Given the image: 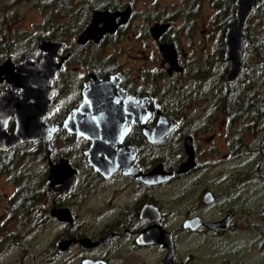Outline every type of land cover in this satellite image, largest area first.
I'll use <instances>...</instances> for the list:
<instances>
[{
  "label": "flooded vegetation",
  "instance_id": "obj_1",
  "mask_svg": "<svg viewBox=\"0 0 264 264\" xmlns=\"http://www.w3.org/2000/svg\"><path fill=\"white\" fill-rule=\"evenodd\" d=\"M195 2L196 0H187L188 11L186 13L183 12L184 14L182 16L194 18ZM128 7L131 9V16L126 23H122L119 26L116 32H105L99 40L95 37H91L85 41H81L79 40V35L84 31L87 27L86 26L83 30H80L75 35L67 37L62 41L64 46L56 56V60L61 62L62 66L59 69L57 77L53 81V86L55 88L53 99L60 100V103L52 116L48 118L49 120L51 119L57 123H61V127L56 131L52 140L54 149L50 155L47 153V156L49 167L51 165L50 159L57 161L62 157L69 158L73 166L77 169V176L75 184L66 193L56 192L53 189L51 190L49 185H47L48 194L39 201L40 204L45 206L44 211L47 212L44 213L41 218L39 215L35 217L39 218V220L41 219L42 222H46L48 221L47 216H50L49 219L56 221L59 225H64L59 231L57 240L59 238H76L77 240L70 244L64 251L59 250L56 244L57 240H55V246L58 252L54 251L53 256L43 260L38 257L34 258V247L33 245L32 247L29 246V242L31 241L30 238L33 237L34 232L24 230L18 231L16 233L17 236L15 234L12 235L19 237L17 243L20 244L23 241L21 240V237L24 236L23 238H25L26 241L22 243L23 249L27 251V254H30L33 257L31 262L28 261V263H26L24 260L23 264H34L35 262H37V264H47L48 261L51 264H165V258L168 254L169 247L162 241H148L146 236L145 238L141 235L153 223V220L149 215L143 211L145 204L150 202H154L158 205L161 211L163 226L173 232V242L175 244L173 260L175 261V264H194L192 253L188 256H185L182 253L184 243L183 235L185 233L196 235L201 231L211 233V235H206L204 242V244L208 243L211 245L209 251L203 252L208 255L205 257L207 260L205 261V264H231V259L234 261V264H247L249 256H243V254H249L255 249H260L263 244L261 238L264 237V229L260 227V224L254 223L250 220L251 217L256 219L262 218L260 210L262 208L260 207L262 206L263 201L256 197H244L246 196L244 193L242 194L243 197L234 196L230 198H221L216 196V199L206 203L203 200V194L208 190L207 189L202 193L200 198L197 196L193 197L191 200L189 199L190 207L186 212L182 208L174 209V214L182 216V223L170 227L172 221L170 220L171 218L168 217V214L170 213L165 211L167 210L166 206L171 204V202L179 204L181 201L178 193H176V197L168 199L167 187H170L169 184L176 180H180L185 175H193L195 169L199 166L197 160L198 147L196 146L198 138L196 135H193L197 166L185 172H178L180 163L188 156L185 146V138L188 134H185L184 136L182 135L183 137L181 134L185 131V124H199L201 123V120L185 122L174 117L177 121L176 127L162 139L151 141L145 133L144 126L153 127L157 125L160 119V112L149 109L144 103H141L138 106L135 105L138 108L133 105L131 106V104L129 107L125 108V105L128 104V102H126L124 98L120 99L119 103L123 106V114L121 113L122 118L119 123L121 125L120 130L126 131L122 144L123 146H135V159L142 171L147 172L159 163H163L165 169L176 172V174L169 180H164L155 184L146 183L144 180L138 179L134 174L125 172L121 168L113 170L109 174L95 170L89 163L88 155L86 153V149L91 145L92 139L86 136L78 137L76 132L70 131L62 125L63 121L83 102L87 89L91 88L98 79L109 80L113 73H118L120 75L118 80L119 85L126 91V93L139 97H151L158 100L162 111L173 117L167 109L171 107L175 101L174 93L169 92L171 89L168 88L167 85L161 87L160 79L163 77L165 82H172V84H176L177 80H182V74H184L185 70L189 67L190 51L186 49L185 44L184 46L182 45L181 39L178 38L180 32L177 35L174 33V25L171 22V19L166 17L162 18L160 15L155 14L157 18L153 25H150L149 27L138 25L140 30H147L146 34L145 31L143 32L141 38L146 40L145 43L148 49L137 48L138 43L136 41L131 44L130 48L132 51L133 47L141 52L148 51L149 57H152L153 53L150 52L149 48L151 42L148 39L152 36L156 41L158 50L162 54L161 58L156 55V59L160 58L161 65L157 68H152L150 64H146L142 66L137 73H134L131 68L127 67L125 62L118 61L120 44H124L126 37L131 36L128 27L129 25L131 26L134 18L138 15V12L144 14L141 16L143 23H148V19L151 18V15L153 16V13H155L158 8L154 7L151 12L146 10L140 12L135 4H127L126 6L122 5L116 10L123 11ZM155 8L157 9L154 10ZM104 10L115 11L111 9ZM121 19L122 17H119L117 21H120ZM167 23H169V26L165 28L162 35H160L159 38L155 37L152 31L153 26L155 24ZM189 24H191V22H189ZM167 43H170L171 45L170 47L168 46V48L170 50L173 49L176 52L174 63H171L162 51V45ZM109 47L112 51H108ZM39 50L40 52L36 57L31 56L34 60L40 59L45 54L40 47ZM25 58L26 57L18 59L13 56V66H16ZM180 66L183 67V70H179ZM199 66L200 64H197L196 66H192V68H199ZM0 85L4 87V90L9 88L6 79H3ZM155 88L156 90L154 91ZM181 92L183 91L181 90ZM185 95L184 99H188L189 97L186 91ZM199 97L201 98L200 94L198 95V98ZM167 101H169V104L166 103ZM188 102V100L184 101L182 105L185 104L186 107ZM201 104L202 102L200 101L199 105ZM209 117L210 116L206 118V116H204V118H202V125L215 122L214 119H212L211 122V118L209 119ZM12 121L15 123L14 118L10 123ZM226 121H229L228 116L224 117L223 122L226 123ZM10 123L8 129L13 130L14 128H10ZM128 126L130 128H127ZM61 131L63 136L61 135L62 138L59 139L60 141H64V151L67 150V153L64 155L63 152L61 156L57 157L55 154V139L60 135L59 133ZM212 135L208 138H212ZM35 141L41 142V140ZM117 148H120V146L118 145ZM14 186L15 190H17L18 185ZM234 186L236 185H233L232 187ZM76 187L80 188V192L75 191ZM152 188H156L159 192H161V188H164V192L159 193L158 198L155 199L156 197L153 196L154 193H151ZM89 190L98 199H101L102 197L109 198L108 201L111 204L108 209H102V213L100 214L97 213V211L94 212V215L100 220L95 226H87L84 223H78L72 208L74 201H81L82 199H78L83 198ZM241 193L242 192L239 191L238 194ZM72 197H75L76 199L71 201ZM218 202L221 208L219 207L218 210H215L214 205L218 204ZM60 207L70 208L73 219L70 221L61 220L55 215L53 210ZM107 210L112 212L111 216H107L109 215L106 213ZM189 212L191 213L186 214ZM227 215L229 217L227 224L224 227L210 228L205 222H202L195 228L185 227L184 225L186 219L189 217L200 216L203 221H207L219 220ZM104 216L107 217L104 218ZM10 217H12L15 222L20 221V228L23 229L24 224L22 223H24V219L21 216ZM247 230L255 233L259 240L257 238L242 237L235 239L230 237L231 233L238 235L240 232H245ZM13 236H11L12 241L13 239H16V237ZM84 237H89L91 241L87 240L85 243H82V238ZM0 239L1 254L2 238ZM98 239L102 240L97 244H92L93 241ZM212 241L213 244H211ZM252 243L254 244V247L250 246ZM262 250L263 248L261 251ZM135 256L141 258V263L134 262ZM152 257L154 258L153 263H151ZM251 261H253V259H250L249 262ZM10 264L20 263L13 262Z\"/></svg>",
  "mask_w": 264,
  "mask_h": 264
},
{
  "label": "rangeland",
  "instance_id": "obj_2",
  "mask_svg": "<svg viewBox=\"0 0 264 264\" xmlns=\"http://www.w3.org/2000/svg\"><path fill=\"white\" fill-rule=\"evenodd\" d=\"M127 4H135L140 12L145 10L151 12L154 7H157L158 10L153 13L154 17L151 15V18L148 19V23H143L141 16L144 14L138 12V15L134 18L131 26L129 25L128 27L131 36L126 37L124 44H120L118 50L119 62H125L127 67L131 68L134 73H137V71L146 64H150L152 68H157L161 65L160 58L162 57V54L158 50L156 41L152 36L148 38L151 42L149 48L150 52L153 53L152 57H149L148 51L141 52L137 49L147 48L145 43L146 40L141 38L143 32L145 31L146 34L147 30H140L138 25L148 27L153 25L157 18L155 14L160 15L162 18L166 17L171 19V22L174 25V33L177 35L180 32L178 38L181 39L182 45L184 46L185 44L186 49L190 51L189 67L185 70V73L182 74V80H177L176 84H172V82H165L163 77L160 79V86L165 87L167 85V87L171 89L169 92L174 93V96L176 97L175 102L171 105V115L185 122L201 120V123H199L200 126L196 128L195 132V135L198 138L196 146L198 147L197 160L199 166L195 169L193 175H185L180 180H176L169 184L170 187H167V198L172 199V197H176V193H178L181 201L179 204L171 202V204L166 206L167 210L165 211L170 213L168 214V217L171 218L170 220L172 221L170 227L182 223V216L174 214V209L182 208L186 212L190 207L189 203L193 197L198 196L200 198L205 190L213 189L218 197L220 194L221 198H230L234 196L243 197L242 194L244 193L246 195L244 197H256L262 200L263 204L260 207L262 208L260 209L262 218L256 219L251 217L250 220L254 223L260 224V227L264 229V187H262V185H253V179H249L250 177H257L258 175L256 164L258 159L247 156V154H244V157L241 158L234 157L232 152L236 145V147L243 149L244 152L248 151V147H256L255 145L260 141L259 138L264 137V126L262 129L259 128L254 131L250 128H244L243 131H240V127H238L240 130H237V127H234L233 130L235 131V136H243L244 139L243 141H238L237 139L230 140L229 135L231 132L227 125L228 122H223L225 116L213 112V107L211 106V103L213 102L212 99H210L214 89H212V87H207L206 95L197 92L195 93V97L189 100L186 107L185 104L182 105L184 102L183 98L186 96L185 90L182 86L188 88L189 86L194 85L196 81L194 74L199 68L193 69L192 66L200 64L203 66V69L212 68L217 71L223 70L225 66H228L229 69L231 66L229 61L223 59V54L226 49L225 39H221V36L219 35L220 32L218 31L219 29L214 25V17L219 14L218 11L220 10L216 8L210 0H196L194 9L195 15H193V18L182 16L188 11L187 0H123V6H126ZM4 9L7 10V4L0 1V14L4 12ZM229 12L230 10L227 9V13ZM14 14L19 16V18H17V20L12 19L10 15L6 14L4 21L0 22V30H7L8 32L25 30L26 33L43 30L42 24L44 23L43 21H45L46 16L33 4L16 5V12ZM255 17L256 20L252 23V26L251 23L248 22L249 24L247 25L248 27L246 28V31L258 30L261 33L264 30H259L260 18H257V15L255 16V14H252L251 18L254 19ZM189 22H191V24H189ZM2 34L3 33L0 32V37ZM134 41H136L138 45L137 48L133 47L132 51L130 46ZM108 51H112L110 47ZM104 53L106 54L105 51ZM156 55L160 57L158 58L159 61L156 59ZM4 59H6V57H3L1 62ZM246 59L250 66L251 73L256 76L258 96L264 97V80L257 69V64L261 59V55L258 52L252 51L247 54ZM181 90L183 92H181ZM199 94L201 98H198ZM200 101L202 102L201 105H199ZM207 115L210 116L209 119L211 118V122L212 119H214L215 122L211 124L210 128L201 127V124L203 123L202 118H204V116L207 118ZM262 124L264 125V121ZM182 135L184 136L185 134L182 133L181 136ZM210 135H212V138H208ZM38 160H35L32 164L34 168L36 167V170L40 164ZM196 179H198V184L195 183ZM236 181L238 185L232 187L233 185L231 184ZM248 181L252 182L247 183ZM14 190L15 186L9 182L8 176L5 174L0 175V238H2L0 264H10L13 262L23 264L24 260L28 263V261L31 262L33 259L32 255L27 254V251L23 249L22 243L26 241V239L23 238L24 236L21 237V240H23L21 244L17 243L19 237H16V239H13L12 241V234L16 235V233L21 230L34 232V235L30 238L31 241L29 242V246L32 247L33 245L34 247V258L38 257L39 259L45 260L53 256L54 251H57L55 240H57L59 231L64 225H59L56 221L48 219V221L40 223V226L36 228L31 227L28 224L26 226L27 230L24 227L21 229L20 221H13L8 209L9 198L13 195ZM75 191L80 192V188L76 187ZM239 191L242 193L238 194ZM162 192H164V188H161V192L157 191L156 188L151 189V193H154L153 196L156 197L155 199H157L159 193ZM75 199V197H72L71 201H74ZM108 199L109 198L104 197L98 199L89 190L83 198L78 199L81 201H74L72 208L78 223H84L87 226L97 225L100 220L94 215V212L97 211V213L100 214L102 213V209H108L111 205ZM214 206L215 210H218L220 207L219 202ZM106 213L109 214L107 216L112 215L110 210H107ZM190 213L191 212L186 214ZM106 217L104 216V218ZM197 234L191 235L185 233L183 235L184 243L182 253L185 256L192 253L194 264H205V261H207L205 257L208 255L203 252L209 251L211 245L208 243L204 244V242L206 235H211V233L201 231ZM230 237L235 239L242 237L257 238V235L247 230L245 232H240L238 235L231 233ZM261 239L263 244L261 248L258 247L260 249H255L249 254H243V256H249L247 264H264V237ZM211 244H213V241ZM250 246L254 247V244L252 243ZM262 248L263 250L261 251ZM250 259H253V261L249 262ZM153 261L154 258L152 257L151 263H153ZM134 262L141 263V258L135 256ZM34 264H37V262ZM47 264L51 263L48 261ZM231 264H234L232 259Z\"/></svg>",
  "mask_w": 264,
  "mask_h": 264
},
{
  "label": "water",
  "instance_id": "obj_3",
  "mask_svg": "<svg viewBox=\"0 0 264 264\" xmlns=\"http://www.w3.org/2000/svg\"><path fill=\"white\" fill-rule=\"evenodd\" d=\"M263 1L235 0L237 24L225 30L224 36L226 45L224 60L231 64L227 77L228 82L235 81L242 72L249 45L246 27L257 6ZM130 16L129 7L123 11L95 10L90 23L79 35V40L85 41L91 37L99 40L105 32H116ZM119 17L122 19L117 21ZM168 26L169 23L155 24L152 28L154 36L159 38ZM63 46L62 41L44 39L39 43V47L45 52L40 59L34 60L32 57H26L13 66V56H9L0 63V83L6 79L9 85V88L0 93V149L7 150L25 141L41 140L46 152L49 155L52 153L54 149L52 140L56 131L61 127V123L48 118L52 116L60 103V100L53 99L55 95L53 81L62 66V63L56 60V56ZM168 46H171L170 43L163 44L162 51L165 57L174 63L176 52L173 49L170 50ZM179 70H183V67L180 66ZM119 76L118 73H113L109 80L98 79L91 88L87 89L83 102L63 121L62 125L76 132L78 137L86 136L92 139L86 153L89 163L95 170L109 174L121 168L150 184L169 180L176 172L165 169L163 163L143 172L135 159V146H123L122 141L126 131L120 130L119 123L123 114L120 99L124 98L128 102L125 108L130 104L138 106L144 103L149 109L160 112L157 125L144 126L145 133L151 141L162 139L176 127L177 121L162 111L158 100L126 93L119 85ZM13 118L15 127L9 130L8 126ZM118 145L120 148H117ZM185 146L188 156L180 163L178 172H185L197 166L192 134L186 136ZM50 164L46 179L47 185L51 190L66 193L75 184L77 169L67 157H62L57 161L50 159ZM216 196L213 189H208L203 194V200L208 203L216 199ZM143 211L149 215L153 223L141 235L146 236L148 241L165 243L169 247L165 264H175L173 232L163 226L158 205L154 202L147 203ZM53 213L61 220L73 219L68 207L54 209ZM228 217L227 215L219 220L203 221L200 216H194L186 219L184 225L195 228L205 222L210 228H219L227 224ZM76 240V238H59L56 244L60 251H64ZM87 240L91 241L89 237L82 238V243ZM101 240L93 241L92 244H97Z\"/></svg>",
  "mask_w": 264,
  "mask_h": 264
},
{
  "label": "trees",
  "instance_id": "obj_4",
  "mask_svg": "<svg viewBox=\"0 0 264 264\" xmlns=\"http://www.w3.org/2000/svg\"><path fill=\"white\" fill-rule=\"evenodd\" d=\"M0 1L7 4V10L4 9V12L0 14V22L4 21L6 14L10 15L12 19L17 20L19 16L14 14L16 12V5L23 4H33L46 16L42 24L43 30H36L31 33H26L25 30H14L13 32L0 30L3 33L0 37V63L3 57L8 58L11 55L18 59L27 56L36 57L40 52L38 44L42 40L57 39L63 41L67 37L73 36L80 30H83L91 21L92 14L95 10H116L123 5V0ZM210 1L220 10L218 11L219 14L214 17V25L219 29V35L223 40L225 30L237 24L235 0ZM227 9L230 10L229 13H227ZM253 14L255 16L257 15V18H260L259 30H264V1L257 6ZM255 20L256 17L254 19L250 18L248 22L252 26ZM246 35L249 39L247 54L255 51L261 55L257 69L264 80V31L260 33L258 30H247ZM228 72V66H225L223 70L217 71L212 68L203 69V66L200 65L194 74L196 79L195 84L188 88L182 86L186 92L190 90L188 92L189 98H183V100L189 101L193 99L197 92L206 95L207 87L214 88L212 96H210L213 102L212 107L214 108V112L228 116L229 121L227 125L231 132L229 135L230 140L237 139L238 141H243V136H235L233 128L237 127V130L241 128L240 131H243L244 128H250L253 131L259 128L262 129L264 126L262 124L264 121V97L258 96L256 76L251 73L246 58L242 72L235 81H227ZM2 90H4V87L0 86V92ZM166 103L169 104V101ZM167 110L172 114L171 107ZM14 124V121L10 123L11 129L14 128ZM199 126V124H186L184 126V134L195 135L196 128ZM201 127L210 128L211 124H201ZM59 134L55 139V154L57 157L61 156L63 152L64 155L67 153V150L64 151V141H60L62 138L61 135L63 136L62 131ZM259 139L260 141L255 145L256 147H248L247 152L236 147L237 145L232 152L234 157L241 158L244 157V154H247V156L258 159L256 161L258 175L257 177H250L249 179H253V185H262L264 187V137H260ZM31 143L30 141H26L7 150L0 149V175H7L11 184L18 185V189L9 198V213L11 216H21L24 219L23 224L26 230L28 224L36 228L40 226V223H43L41 219L39 220L35 216L39 215L41 218L47 212L44 211L45 206L40 204L39 201L48 194L46 178L50 169L47 152L42 142L34 141ZM35 160L40 162L37 170L32 165ZM249 182L252 181H248L247 183ZM195 183L198 184V179L195 180ZM231 185H238L237 181ZM49 217L47 216V220Z\"/></svg>",
  "mask_w": 264,
  "mask_h": 264
},
{
  "label": "bare ground",
  "instance_id": "obj_5",
  "mask_svg": "<svg viewBox=\"0 0 264 264\" xmlns=\"http://www.w3.org/2000/svg\"><path fill=\"white\" fill-rule=\"evenodd\" d=\"M224 39H225V37H224Z\"/></svg>",
  "mask_w": 264,
  "mask_h": 264
}]
</instances>
